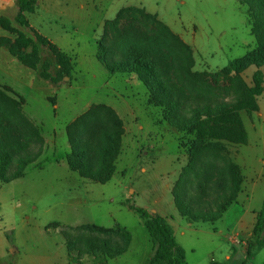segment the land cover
Segmentation results:
<instances>
[{"label": "rangeland", "instance_id": "1", "mask_svg": "<svg viewBox=\"0 0 264 264\" xmlns=\"http://www.w3.org/2000/svg\"><path fill=\"white\" fill-rule=\"evenodd\" d=\"M128 6L144 7L180 39L166 45L158 41L151 57L156 59L167 88L182 101L177 113L180 117L190 118L196 104L235 101L243 87H251L256 71L264 73V67L254 66L240 74L223 73L230 62L255 47L246 7L238 0H40L38 11L28 18L33 25H41L43 33L59 34L57 45L74 48L70 56L73 68L69 77L59 75L54 56L36 42V70L20 64L0 46V91L19 103L14 108L0 97V136L3 129H11L30 153L41 151L39 158L25 168L23 177L0 182V264H146L152 255V243L130 205L168 218L177 243L185 251L186 264H264V245L260 249L254 246L252 257L246 259L252 230L244 233L235 223L240 214L249 221L253 212L261 210L264 199V82L263 92L256 99L258 110L239 112L247 142H217V148L200 155L182 186L194 203L207 202L210 207L217 193H229L226 168L232 163L244 178L236 203L214 223H190L179 217L172 190L188 164L187 150L193 136L165 120L167 108L148 103L141 82L132 80L124 87L123 75H110L95 58L94 39H101L105 21ZM16 14L17 7H11L3 17L31 37L14 21ZM135 15L120 23L121 30L161 35L153 24ZM15 37L0 29L1 43H12ZM31 51L29 47L26 53ZM42 71L58 78V82L42 79ZM6 84L12 86V93L4 91ZM98 104L122 112L119 116L111 108L121 117L124 132L115 172L105 184L79 177L66 162L70 151L66 128ZM31 126L38 131L41 144L36 142ZM115 224L131 236L126 253L106 262L87 255L86 240L109 239L122 244V237L82 227L112 228ZM65 232L77 241L71 261ZM11 248L17 252L11 253Z\"/></svg>", "mask_w": 264, "mask_h": 264}, {"label": "trees", "instance_id": "2", "mask_svg": "<svg viewBox=\"0 0 264 264\" xmlns=\"http://www.w3.org/2000/svg\"><path fill=\"white\" fill-rule=\"evenodd\" d=\"M37 2L38 0H15L17 14L14 21L27 29L31 37H27L18 31L12 25V21L0 16V29L16 35L12 43L6 45L0 42V46L4 47L23 66L36 70L39 59L34 43L36 42L47 48L54 56L59 66V75L63 74L69 77L73 68V59L34 30L25 16L26 13L35 12ZM238 3L246 7L245 17L250 34L255 40V47L244 57L230 62L223 69L225 75L243 73L251 66L257 69L264 67V0H238ZM132 14H136L135 17L140 16L144 21L153 24L161 35H149L140 30H137V33L135 29L131 32L121 30L120 23ZM178 40L180 41L163 22L158 20L155 15L147 13L144 7L128 6L120 9L114 19L105 21L102 37L96 41V59L110 75H127L141 82L148 93V103L162 109L167 108L165 120L177 126L180 132L193 136L187 150L188 164L183 169L182 177L172 190L173 202L178 216L185 218L190 223H214L220 220L224 213L236 203L244 182L240 168L235 164H229L226 168L229 178V185L226 190L229 193L226 191L217 193L218 195L210 207H208L207 202L194 203V200L188 196V191L186 192L182 186L187 181L188 173L198 163L200 155L211 147L217 148L219 146L217 142L226 141L237 145H243L247 142V134L239 112L245 111L250 114L258 110L256 99L263 92L264 73L260 70L256 71L252 76L251 87H243L241 96L235 101L196 104L192 107L190 118L180 117L177 113L182 101L167 88L159 75L155 64L156 59H151L158 41L166 45V42L172 44L173 42L178 43ZM181 46L188 51V47L184 46L183 43ZM29 47L32 48L30 54L26 53ZM167 51L172 52L173 50ZM40 76L42 79L53 83L59 80L52 78L44 71L40 73ZM4 91L12 93L8 87H5ZM0 97L10 103L11 107H19L16 100L7 98L1 91ZM28 127L30 128V124ZM31 128L33 129L32 126ZM33 132L37 138L36 142L41 144L42 140L38 131L33 129ZM123 133L121 119L113 109L104 104L90 107L86 113L79 116L66 128V137L70 147V151L66 155L69 170L94 183L105 184L109 182L116 169L115 162L121 151ZM40 154V150L34 154L30 153L18 135L14 134L11 129H3L0 136V182L9 183L23 177L25 168L35 162ZM218 184L219 182L216 184V191L217 187H220ZM223 187L225 189V186ZM204 195H206L205 192ZM213 207H215L214 210ZM130 209L142 220L152 243V255L146 264H186L185 251L177 243L173 227L168 223L167 217L151 214L134 205H130ZM82 228L106 235L115 233L121 235L122 244L112 242L109 239L100 242L98 239L91 238L85 241V253L95 258L101 257L104 262L116 259L126 253L131 243L130 234L117 224L112 228L94 225H86ZM64 236L67 241L68 258L71 261L72 253L77 249V241H74L66 232ZM263 237L264 200L261 210L255 216L251 240L248 241L245 252L246 259L252 257L254 246L256 249H260L264 245ZM209 264L220 263L212 261Z\"/></svg>", "mask_w": 264, "mask_h": 264}, {"label": "crops", "instance_id": "3", "mask_svg": "<svg viewBox=\"0 0 264 264\" xmlns=\"http://www.w3.org/2000/svg\"><path fill=\"white\" fill-rule=\"evenodd\" d=\"M39 3H40V0H38L37 2V6H39ZM36 6V10L34 13H36L38 11V7ZM11 7H16L15 5V0H0V15L4 16L3 13L8 9V8H11ZM32 13V14H34ZM28 14L29 13H26L25 16L30 24V26L36 30L40 35H42L43 37L47 38L51 43H53L54 45H56L62 52H64L65 54L71 56L73 53H74V48L70 45V47L68 49H66V47H63V45H57L56 44V38H58L59 34L58 35H48L46 33H43V29H42V26L41 25H33L31 22H30V18H28ZM98 39V38H97ZM97 39H94L95 41V45H96V40ZM95 55V54H94ZM95 58H96V55H95ZM75 68H76V65H75ZM134 80V78L130 77V76H127V75H123V78L121 79V82L123 84L124 87H126L127 85L129 86L130 83L129 82H134L132 81ZM119 81V80H118ZM107 84V82L105 83V85ZM9 88H12L11 85H7ZM13 89V88H12ZM124 101L123 103L124 104H128V102H126V100H122ZM113 108L116 113L120 116V114H122V112L119 110V112L116 110V108L114 107H111ZM121 118V117H120ZM67 138V137H66ZM264 200V199H263ZM263 202V201H262ZM255 216H256V213L253 212L252 214V218L249 220V221H246L245 220V217L244 215L240 214V216L238 217V219L236 220V224H237V227L239 228L240 231H243L244 233H250L251 230H252V227L254 226V223H255ZM235 224V225H236ZM3 248V241H2V238H0V249ZM233 250V249H231ZM13 252H17L16 249L14 248H11V253ZM229 258V257H227Z\"/></svg>", "mask_w": 264, "mask_h": 264}]
</instances>
